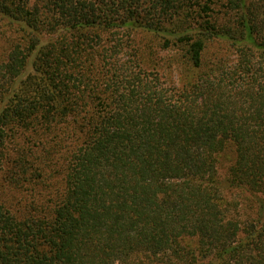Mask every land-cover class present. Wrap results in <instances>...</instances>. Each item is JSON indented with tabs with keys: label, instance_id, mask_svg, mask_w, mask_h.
Returning <instances> with one entry per match:
<instances>
[{
	"label": "trees",
	"instance_id": "obj_1",
	"mask_svg": "<svg viewBox=\"0 0 264 264\" xmlns=\"http://www.w3.org/2000/svg\"><path fill=\"white\" fill-rule=\"evenodd\" d=\"M0 16L21 35L0 63V264H264V0H0ZM49 167L57 200L12 209L5 190Z\"/></svg>",
	"mask_w": 264,
	"mask_h": 264
},
{
	"label": "rangeland",
	"instance_id": "obj_2",
	"mask_svg": "<svg viewBox=\"0 0 264 264\" xmlns=\"http://www.w3.org/2000/svg\"><path fill=\"white\" fill-rule=\"evenodd\" d=\"M32 3H37L38 0H31ZM185 31V28H183ZM150 34L146 33H137L135 34V44L140 48H146L148 50L152 49L157 53L158 58H153V61L151 64L155 62V60L161 61L159 64L161 67L168 64L170 62V58L172 56L165 52L162 49V46L158 44L159 39L156 37L149 36ZM20 33L16 31V28L9 25L7 20L3 19L0 16V63L4 60H7L9 53L12 50V47L16 44V42L19 40ZM215 44V45H214ZM139 49V48H138ZM142 50V49H141ZM213 56H225L226 58L230 55L232 56V53L229 49L226 48L224 45H219L216 43H212L209 49L208 55ZM233 57V56H232ZM160 67V66H159ZM70 146L66 142V147ZM71 147V146H70ZM66 148V150H62L65 153L69 151L71 148ZM227 155L224 156V159L221 161L219 166V176L220 179L224 182L225 175L227 173L228 167L230 163L232 162L234 158L233 148L228 147L227 148ZM65 156L62 155L60 151L58 152L57 156L55 157V161L61 166L62 168H65L66 162H65ZM56 167H54L52 170L49 167L46 168V174H45V180L40 183V185L35 186L26 183L25 188H21V190H5L7 200L9 205L14 210H24L26 206H30L32 203H38L39 205L44 204L47 205L50 202L56 201L55 198L57 196L61 195V192L63 190V172L62 169L59 168L58 170H55ZM8 169L5 168L4 171L0 172V188L2 189L4 186H7V174ZM58 171L62 172V175L58 173ZM230 195V194H229ZM235 195L231 194L229 196L230 199H232ZM249 206L246 205V208ZM249 211V210H248Z\"/></svg>",
	"mask_w": 264,
	"mask_h": 264
}]
</instances>
